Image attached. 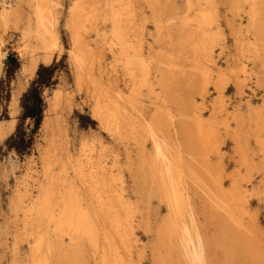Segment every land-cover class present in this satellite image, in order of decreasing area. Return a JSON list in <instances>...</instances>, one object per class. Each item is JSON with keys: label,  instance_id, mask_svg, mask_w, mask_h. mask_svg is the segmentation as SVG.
<instances>
[{"label": "bare ground", "instance_id": "6f19581e", "mask_svg": "<svg viewBox=\"0 0 264 264\" xmlns=\"http://www.w3.org/2000/svg\"><path fill=\"white\" fill-rule=\"evenodd\" d=\"M71 2L64 28L75 90L55 96L37 178L19 182L10 199L0 228L8 264H235L240 255L264 264L248 206L260 194L249 183L264 173V109L248 101L243 116L223 102L231 82L251 95L264 87V0ZM62 14L63 0H0V79L12 37L31 67L61 55ZM104 46L113 72L98 76ZM113 74L122 76L119 92L107 81ZM211 88L218 97L206 116ZM80 93L106 137L75 124L73 138L65 128L60 110ZM222 129L240 161L229 187ZM7 130L0 121V134Z\"/></svg>", "mask_w": 264, "mask_h": 264}, {"label": "rangeland", "instance_id": "374dc122", "mask_svg": "<svg viewBox=\"0 0 264 264\" xmlns=\"http://www.w3.org/2000/svg\"><path fill=\"white\" fill-rule=\"evenodd\" d=\"M71 1L63 0L60 29L65 49L59 57L53 58L50 64L39 60L37 67H31L30 59L20 58L15 50L18 38L16 36L12 37L7 42L8 56L0 79V121L6 129L8 127L7 132L0 134V214H3L0 216V228H5L6 223L10 219L9 203L16 189L25 180L28 182L29 187L32 186L34 179L37 178L36 174L40 171V150L45 146L47 136L45 123L56 117V113L52 111L55 96L60 92L69 96L75 90V77L69 66L68 50L71 47L70 40L64 28L68 9L72 4ZM99 27L101 28L97 29L99 32L102 29L105 30L102 25ZM152 27V24H147L146 32L148 33ZM95 35L96 32H91L89 40L96 46ZM228 46L234 52L231 39L228 40ZM101 56L102 66L96 69V75L98 76L103 69L108 73L113 72L114 57L107 47L102 50ZM217 59L220 66H226L222 57L217 56ZM24 68L27 69L26 79L23 82L22 89H19L17 87V76ZM107 81L115 92H119L124 88V82L120 75L113 74ZM244 91L246 93L238 91L233 82L227 86L223 93V102L226 103L225 105L229 110L238 109L243 116H246L248 113V101L256 109H264V87L258 89L254 95L250 94L248 88L244 89ZM217 97L218 94L211 88L208 95V104L204 109L206 116L209 115L211 103L215 102ZM64 105L66 107L60 110L61 113L59 115L71 137L75 138L73 131L75 124L79 125L83 134L93 132L103 138L106 137L93 116V101H89L85 94L80 93L77 95L71 105ZM250 146L258 154L254 159V162L258 163L263 158L258 153L259 146L255 144L254 139L250 140ZM219 149L223 166L227 175H229L226 178L225 187H229L230 174L240 170V161H238L239 156L235 153L234 144L231 138L226 135L224 129L220 131ZM217 161L214 158V162L217 163ZM30 174L32 175L31 177H29ZM252 181L253 183H249V190L252 187H259L260 191L258 196L250 198L248 202L250 214L254 215V219H256V227L252 226L255 233L253 238L254 242H257L261 250L264 251V198L262 197L264 193H262V189H264V173L256 171ZM155 208L158 209L157 201L155 202ZM164 212V209L161 208L160 214ZM10 231H12V228ZM8 263L9 254L0 250V264ZM235 264H251V259L240 255V258L236 259Z\"/></svg>", "mask_w": 264, "mask_h": 264}]
</instances>
